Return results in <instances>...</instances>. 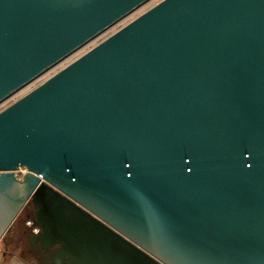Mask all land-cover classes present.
<instances>
[{
	"label": "water",
	"instance_id": "obj_1",
	"mask_svg": "<svg viewBox=\"0 0 264 264\" xmlns=\"http://www.w3.org/2000/svg\"><path fill=\"white\" fill-rule=\"evenodd\" d=\"M152 1L0 0V106ZM29 202L56 264H264V0H162L2 110L0 240Z\"/></svg>",
	"mask_w": 264,
	"mask_h": 264
},
{
	"label": "flooded vegetation",
	"instance_id": "obj_2",
	"mask_svg": "<svg viewBox=\"0 0 264 264\" xmlns=\"http://www.w3.org/2000/svg\"><path fill=\"white\" fill-rule=\"evenodd\" d=\"M37 211L35 205L27 203L17 217L14 225L2 238L7 255H14L18 263L15 264H56L54 255L58 247L45 248L44 244L36 241V237L42 231L36 226ZM14 244L11 253L10 245ZM68 261L66 264H70Z\"/></svg>",
	"mask_w": 264,
	"mask_h": 264
},
{
	"label": "rangeland",
	"instance_id": "obj_3",
	"mask_svg": "<svg viewBox=\"0 0 264 264\" xmlns=\"http://www.w3.org/2000/svg\"><path fill=\"white\" fill-rule=\"evenodd\" d=\"M160 0H155L154 2H152L151 4H149L148 6H146L142 11L138 12L137 14L133 15L131 18H129L128 20H126L125 22H123L120 26L112 29L111 31H109L108 33H106L105 35H103L101 38L97 39L96 41H94L93 43H91L90 45H88L87 47H85L83 50L79 51L78 53H76L74 56H72L70 59H68L66 62L62 63L61 65H59L57 68L53 69L51 72H49L48 74H46L43 78L39 79L37 82H35L34 84H32L30 87H28L26 90H24L23 92H21V94L19 96H17L19 99L22 98L23 96H25L26 94H28L29 92L33 91L34 89H36L37 87H39L41 84H43L46 80H48L50 77H52L53 75H55L56 73H58L60 70H62L63 68H65L67 65H69L70 63H72L73 61H75L76 59H78L79 57H81L83 54H85L86 52H88L89 50H91L94 46H96L97 44L101 43L103 40H105L106 38H108L110 35H112L113 33H115L122 25H127L129 23V21L137 18L142 12L148 10L150 7L154 6L156 3H158ZM15 99V98H14ZM14 99L10 102H12V104L14 103ZM17 101V100H16ZM15 101V102H16ZM9 102V103H10ZM8 104V106H10L11 104ZM7 106V107H8ZM6 107V108H7ZM25 173V171H22L19 173V175H23ZM14 225V224H13ZM1 244H0V251H1ZM0 260H1V255H0Z\"/></svg>",
	"mask_w": 264,
	"mask_h": 264
},
{
	"label": "crops",
	"instance_id": "obj_4",
	"mask_svg": "<svg viewBox=\"0 0 264 264\" xmlns=\"http://www.w3.org/2000/svg\"><path fill=\"white\" fill-rule=\"evenodd\" d=\"M0 244L2 246L1 251H0V255H1L0 264H15L16 262L18 263L16 258L13 257L14 255L11 254L10 256L5 253V246H4L3 239L0 240ZM13 247H14V244L11 243L10 245L11 253L12 251H15Z\"/></svg>",
	"mask_w": 264,
	"mask_h": 264
},
{
	"label": "built area",
	"instance_id": "obj_5",
	"mask_svg": "<svg viewBox=\"0 0 264 264\" xmlns=\"http://www.w3.org/2000/svg\"><path fill=\"white\" fill-rule=\"evenodd\" d=\"M154 1H155V0H153L152 2H154ZM161 1H162V0H160L159 2H161ZM152 2H150L149 4H151ZM159 2H158V3H159ZM149 4H147L146 6H148ZM156 4H157V3H156ZM156 4H155V5H156ZM146 6H144V7L141 8L140 10H138V11H137L136 13H134L133 15H135V14H137L138 12L142 11ZM152 7H153V6H152ZM150 8H151V7H150ZM150 8H149V9H150ZM146 11H147V10H146ZM146 11H144V12H146ZM144 12H142V13H144ZM142 13H141V14H142ZM141 14H140V15H141ZM133 15H132V16H133ZM140 15H139V16H140ZM132 16H130L129 18H131ZM129 18H127L126 20H128ZM126 20H124L123 22H125ZM133 20H134V19H133ZM123 22L119 23L116 27L120 26ZM130 22H131V20L129 21V23H130ZM123 26H124V25H122L119 29H121ZM116 27H114V28H116ZM114 28H113V29H114ZM119 29H118V30H119ZM118 30H117V31H118ZM110 31H111V30H110ZM107 33H108V32H107ZM100 38H101V37H100ZM69 59H70V58H69ZM66 61H67V60H66ZM66 61H65V62H66ZM43 77H44V76H43ZM43 77H42V78H43ZM40 79H41V78H40ZM36 82H37V81H36ZM34 83H35V82H34ZM34 83H33V84H34ZM30 86H31V85H30ZM30 86H29V87H30ZM26 89H27V88H26ZM26 89H25V90H26ZM23 91H24V90H23ZM23 91H21V92H23ZM21 92H20L19 94L15 95L14 97H12L11 99H9L8 101H6L4 104H2V105L0 106V112H1L2 110H4V109L8 106L7 103H9L10 101H12L14 98H15V99H14L13 102H15L16 100H18L19 98H18L17 96H19V95L21 94ZM9 104H12V102H10Z\"/></svg>",
	"mask_w": 264,
	"mask_h": 264
}]
</instances>
